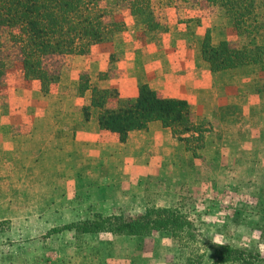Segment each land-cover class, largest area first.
<instances>
[{
    "label": "crops",
    "instance_id": "0c3cea01",
    "mask_svg": "<svg viewBox=\"0 0 264 264\" xmlns=\"http://www.w3.org/2000/svg\"><path fill=\"white\" fill-rule=\"evenodd\" d=\"M173 41L164 43L161 49L155 43H145L140 52L135 41L130 42V49L123 58L126 59L123 61L125 74L100 79L98 86L115 87L121 97H134L136 70L141 69V78L150 88L161 96L188 101L199 121H210L212 134H207L206 153L214 165L213 177L224 180L226 191L222 192H229L227 188L236 179L228 174L225 180L226 168L244 166L251 177L260 174L262 180L264 109L255 116H247L245 125L250 131L244 134L231 130L237 120L235 115H221L217 110L223 105L243 104L247 99L249 104H254L251 101L255 84L264 86V79L258 73L251 74V78H241V71L238 73L236 68L227 69L225 73H238L237 76L220 79L198 48L194 52L179 53ZM109 52L93 49L90 55L76 56L67 75L59 78L54 96L36 87L29 99L24 97L23 104L12 106V116L16 122L21 118L20 124H23L19 130L7 128V122H14L0 107V178L5 183L6 177H12V185L27 188L25 190L34 196L32 208L60 209L85 204L94 208H133L136 201H142L149 178H165L170 172L180 176L188 170L186 162L190 153L182 141L173 136L171 129L159 121L151 122L147 128L129 131L124 141L113 132L84 121L79 106L88 102L90 93L80 97L73 90L78 81L75 73L80 69L91 73L107 69ZM243 97L246 100L242 102ZM257 118L263 134L252 128ZM249 150L256 152L255 157L244 161ZM246 178V175L239 177L237 183ZM172 182L174 184L173 180H166L167 188ZM148 188L154 190L151 185ZM165 190L168 195L169 190ZM5 207L0 198V209ZM35 214L37 223H47L46 212L40 209Z\"/></svg>",
    "mask_w": 264,
    "mask_h": 264
},
{
    "label": "rangeland",
    "instance_id": "374dc122",
    "mask_svg": "<svg viewBox=\"0 0 264 264\" xmlns=\"http://www.w3.org/2000/svg\"><path fill=\"white\" fill-rule=\"evenodd\" d=\"M182 2L151 0V15L148 16L151 26L145 27L140 17L134 18L133 14H129V9L122 6V1L105 0L106 5L113 6L116 18H124L127 28L108 41L93 45L86 53L90 55L93 49L110 51L107 69L96 73L80 69L75 73V78L79 79L81 74L86 72L97 84L100 79L122 77L126 72L123 64L126 59L123 58L130 49L129 43L133 41L138 45L140 52L145 43H155L161 49L164 43L174 40L175 43L172 45L176 46L175 49L179 53L194 52L196 48L199 49L207 32L210 33L212 43L221 38L231 42H246V36L238 34L236 29L227 23L223 9L218 5L211 4L208 0ZM255 3L256 10L264 14V0H255ZM258 43L263 44L256 50V55L262 58L260 65L236 67L239 69L238 73L241 71V78H251V74L258 73L259 77L264 79V37L260 38ZM86 54L67 56L61 76L67 75L76 56H86ZM15 64L13 60L10 61L5 77L0 79V107L4 109L3 113L7 118L14 122L11 124L7 122V128L19 130L23 125L20 124L21 118L18 117L19 121L16 122L15 117L12 116L14 111L11 107L23 104L24 97L29 99L32 91L36 87L40 88V83L37 79L23 78L20 71L16 70ZM233 69L230 68L229 71ZM226 70L215 71L216 77L227 80L229 76L234 77L238 74L226 75ZM136 73L138 93L139 85L146 82L141 78L143 74L141 69L137 68ZM57 85L58 81L48 92L43 93L54 96ZM255 85L254 99L251 101L254 104H249L245 96L242 100V102L246 100L245 103L237 106L223 105L217 110L221 115L231 114L237 117L231 130L239 134L250 131V127L245 125L247 116H255L264 109V86L257 83ZM73 90L85 91L81 95L77 93L80 97L89 92L90 100L91 90H84L83 85L80 84L79 87L76 85ZM256 100L257 103H255ZM88 102L79 106L82 118V106ZM195 120L198 124H204L203 129L210 127V130L205 132L212 134V125L209 120L199 121L196 116ZM88 122L97 125L95 121ZM22 128L25 129L23 126ZM252 128L262 133L259 118L254 120ZM176 138L182 141L185 149L190 153L186 162L188 170L180 173V176L170 172L165 178H149V185L154 190H149L148 185L143 193L142 201H136L133 208H94L86 204L82 207L69 206L60 209L32 208L34 196L25 190L27 188L12 185L11 180L14 179L12 177H6L5 183L0 178V198L6 204L5 209H0V264H178L181 262L180 251L172 243L170 233L167 231L153 230L146 236L110 232L76 234L79 225L67 227L73 222L92 218L96 213L104 216L138 215L144 212L148 203L155 207H169L165 204L170 202L171 206H181L184 211L186 210L190 218L200 225L209 240L259 251L264 258V178L261 180L260 174L251 177L249 169L244 166L226 168L225 180L227 181L228 174L236 179L234 183L232 180V184H229L227 188L229 192H222L226 191L224 180L215 179L213 177L215 173L211 172L214 165L206 153L207 135L203 140L204 147L202 141H197L196 152L189 148L183 138ZM176 141L174 146L178 143ZM255 153L249 150L244 161H250L255 157ZM171 170L169 167V171ZM245 175L247 178L237 183L238 178ZM167 179L174 181V184L170 183L168 188ZM173 185H175L174 192L171 191ZM165 189L169 190L168 195ZM20 204L24 206L29 204V206H19ZM40 209L48 215L46 224H39L34 220L35 213ZM64 219L74 220L63 222ZM216 237H219V240H216ZM207 263L206 259L203 264Z\"/></svg>",
    "mask_w": 264,
    "mask_h": 264
},
{
    "label": "trees",
    "instance_id": "16d2710c",
    "mask_svg": "<svg viewBox=\"0 0 264 264\" xmlns=\"http://www.w3.org/2000/svg\"><path fill=\"white\" fill-rule=\"evenodd\" d=\"M120 1L129 14L143 20L145 27L151 26V0ZM208 1L221 7L227 23L247 40L238 43L222 39L215 44L207 32L199 48L202 58L213 71L259 66L262 58L256 50L263 45L258 40L264 37V14L256 10L255 0ZM114 13L113 6L106 5L105 0H0V79L13 60L23 78L37 79L41 91L48 92L59 80L67 56L86 54L93 45L108 41L127 28L124 18L118 19ZM80 84L84 90H91L89 102L82 106L83 119L95 121L100 130L113 132L119 140L124 141L131 130L159 121L172 130L173 136L183 138L193 152L197 141H202L204 147L205 131L210 127L203 129L204 124H198L188 101L161 96L147 83L139 85L135 97L124 98L117 88L99 87L86 72L78 79L77 86ZM84 92L77 90L79 95ZM75 225H79L76 234L146 236L153 230L167 231L180 251L178 264H203L206 259L207 264H264L259 251L206 238L200 225L177 205L155 207L148 203L138 215L96 213L67 227Z\"/></svg>",
    "mask_w": 264,
    "mask_h": 264
},
{
    "label": "clouds",
    "instance_id": "9594fccd",
    "mask_svg": "<svg viewBox=\"0 0 264 264\" xmlns=\"http://www.w3.org/2000/svg\"><path fill=\"white\" fill-rule=\"evenodd\" d=\"M215 239H216V240H219V237H216Z\"/></svg>",
    "mask_w": 264,
    "mask_h": 264
}]
</instances>
